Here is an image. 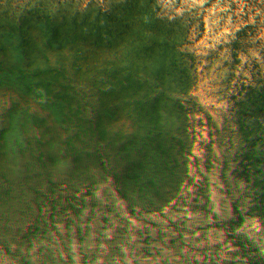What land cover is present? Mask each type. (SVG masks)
<instances>
[{"label": "rangeland", "instance_id": "374dc122", "mask_svg": "<svg viewBox=\"0 0 264 264\" xmlns=\"http://www.w3.org/2000/svg\"><path fill=\"white\" fill-rule=\"evenodd\" d=\"M0 264H264V0H0Z\"/></svg>", "mask_w": 264, "mask_h": 264}, {"label": "trees", "instance_id": "16d2710c", "mask_svg": "<svg viewBox=\"0 0 264 264\" xmlns=\"http://www.w3.org/2000/svg\"><path fill=\"white\" fill-rule=\"evenodd\" d=\"M45 178V177H44ZM32 178H30L28 175H27V171H24L22 169H16L15 171H9L7 174H5L4 176H2L1 180L2 182H5L7 184H11L13 187L14 185L17 186V185H20V186H24L26 185L27 186V190H26V193L30 196H38L39 194L42 195V194H45V189L42 190H37L35 192H31L30 190L32 189V185H29L30 181H31ZM48 178H45V180H47ZM19 186V187H20ZM29 187V188H28ZM54 193V192H53ZM52 193V194H53ZM16 194V193H15ZM51 194V195H52ZM26 195V194H25ZM46 195V194H45ZM13 202V201H12ZM10 202V203H12ZM18 201L16 202H13V204H16ZM60 254V253H59Z\"/></svg>", "mask_w": 264, "mask_h": 264}, {"label": "clouds", "instance_id": "9594fccd", "mask_svg": "<svg viewBox=\"0 0 264 264\" xmlns=\"http://www.w3.org/2000/svg\"><path fill=\"white\" fill-rule=\"evenodd\" d=\"M121 87L125 94L131 96L137 90V82L131 76H125L121 82Z\"/></svg>", "mask_w": 264, "mask_h": 264}]
</instances>
